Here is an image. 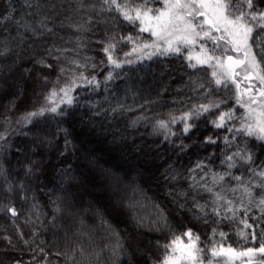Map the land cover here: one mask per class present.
Here are the masks:
<instances>
[{"label":"trees","instance_id":"obj_1","mask_svg":"<svg viewBox=\"0 0 264 264\" xmlns=\"http://www.w3.org/2000/svg\"><path fill=\"white\" fill-rule=\"evenodd\" d=\"M85 2L95 10L78 9L76 0H0V264H160L173 254L165 246L176 237L188 242L189 229L199 236L203 264H248L247 256L231 261L227 252L213 257L211 249L222 245L238 254L264 244L262 189L252 187L251 203L243 191L261 183L249 169H264V140L246 135L261 104L243 96L249 112L237 104L234 84L215 85L212 67H189L196 63L187 59L189 48L151 52L155 47L142 45L155 37L141 33L139 22L114 10L97 15L102 0ZM233 3L237 14L264 12V0H253L252 9L245 0ZM149 6L162 5L149 0ZM79 24L88 30H77ZM128 36L132 42L122 39ZM253 36L259 42L264 30ZM106 42L116 44L120 68L108 63ZM236 79L243 92L248 81ZM61 89H69L72 104L62 102L68 97ZM52 91L57 95L49 100ZM53 106L56 113L25 119ZM222 112L232 118L216 128ZM185 113H192L188 133ZM236 152L253 160L235 157L236 167L228 168L225 157ZM225 173L231 175L214 183ZM100 182L107 188L96 192ZM229 207L238 209L235 215ZM245 218L252 228L241 223Z\"/></svg>","mask_w":264,"mask_h":264},{"label":"snow or ice","instance_id":"obj_2","mask_svg":"<svg viewBox=\"0 0 264 264\" xmlns=\"http://www.w3.org/2000/svg\"><path fill=\"white\" fill-rule=\"evenodd\" d=\"M162 7H151L149 6V0H143L142 3L132 6L129 0H102V6L97 11V15L100 12H111L115 11L119 13L120 17L124 21L135 24L139 22V31L141 33H150L151 36L156 37L151 44L144 43L143 48L155 47L160 54L167 55L169 53H179L180 47L178 45L183 44L185 46H194L198 41H205V43L200 44V54L195 57L196 63L189 64V67L195 69L197 66L207 65L213 67L211 73L215 85L217 87L223 86L227 88V81H230L235 85L237 90V104L242 107H248V111L251 112L250 106H246L242 103V97L248 96L251 104L260 103L264 105V52L256 53L253 50V41L256 47L264 49V39L256 42L253 33L256 28L264 30V12H244L241 11L238 14L235 11V5L233 0H158ZM79 8H88L90 10H95V5L91 3H86L85 0H76ZM248 9L253 8V0H245ZM55 7V4H53ZM115 19V17H113ZM91 22V17L88 23ZM77 30L83 29L87 31L85 24L75 25ZM50 31V29H49ZM259 33H257V36ZM114 39V37H113ZM122 39L132 42L133 37H123ZM164 39L166 47L163 48L162 52L160 46L157 43L158 40ZM208 42L211 43L212 47L208 46ZM116 49V44L111 42H106L103 47V52L107 56V61L109 64L113 65L115 68L121 67V62L114 58L113 52ZM138 48H133V52L138 51ZM219 51V54L217 52ZM228 52H235L236 57L228 55ZM132 53H125L126 56ZM155 54L151 53L150 55ZM258 56L260 57L258 59ZM187 59L192 60L193 57L189 55ZM214 62V63H213ZM36 63L44 65L43 60H39ZM51 67V65H47ZM217 69L219 71H217ZM240 71H237V70ZM243 72V80L248 81V86L241 92V83L237 81L236 77L241 76ZM112 75L109 73L107 79H111ZM254 81L256 83H254ZM89 84L95 83V78L88 81ZM199 87H204V85H198ZM64 92V96L68 97L66 102L69 105L72 104V98L69 96V89H61ZM57 95L56 91H52L48 97L51 100L52 97ZM204 112L210 110L208 105L200 106ZM219 107V105H215ZM56 113L57 107L53 106L50 108H41L38 112L28 113L25 117L27 122H31L33 118L38 116H43L45 112ZM192 113H185L181 119L185 121L184 123V133H188L193 127L192 124L187 121L190 119ZM264 116V112H261ZM231 119V112H222L219 114L216 121H213L216 128H222L225 125V119ZM161 127H166V125L161 122ZM246 135L253 136L256 135L257 139L264 140V121H258L256 127L254 128L251 124L246 126ZM231 131V129H229ZM237 131H244V128L238 129ZM3 137H0L2 139ZM226 142H227V138ZM211 143L215 141L209 138ZM235 157H239L244 163H250L253 160L251 155H241L240 152H236L231 156H226L225 160L228 161V168L236 167L233 162ZM224 161H222L223 163ZM199 167V165H197ZM253 171V174L261 178V183L252 186H244L243 191L249 197V202H252V187H257L262 189L257 195L260 197L257 207H261L264 210V169L260 171ZM225 175H231L230 173H225L224 175H218L214 177V183L223 181ZM174 178V177H173ZM235 180L240 181V176L233 177ZM117 179V183L119 179ZM208 192H212V188L206 189ZM236 191L235 188L231 189ZM217 201L223 200L224 197L219 193L215 194ZM231 205V201H227ZM194 207L198 211L203 212L204 206L195 203ZM238 210V209H236ZM232 207H229L227 211H235ZM12 214L15 215V210L10 209ZM214 213L219 215L216 208L212 210ZM241 223L245 228H252L253 225L248 223L245 218L241 220ZM184 237H187L188 243L185 244L181 237H176L171 245H166V248H170L172 252H175L176 245H182L181 257L187 260L189 264H203L201 260V253L203 249L199 248L198 241L199 236L194 235L191 229L186 231ZM223 237L224 233H220ZM244 236V233H240ZM253 241H255V234L252 235ZM229 253L239 256L249 257L248 264H253V258L259 256L261 258L262 264H264V244H261L259 248H248L244 252L235 253L232 248H227L226 250L221 245L219 252L215 247L211 249V254L213 257L221 255L223 253ZM160 264H176V258L172 255L165 256ZM211 264V262H209Z\"/></svg>","mask_w":264,"mask_h":264},{"label":"rangeland","instance_id":"obj_3","mask_svg":"<svg viewBox=\"0 0 264 264\" xmlns=\"http://www.w3.org/2000/svg\"><path fill=\"white\" fill-rule=\"evenodd\" d=\"M162 7V6H161ZM155 40H156V37H155ZM157 43L159 44V46H160V50L162 51L163 50V48L164 47H166L167 45H166V43H165V40L164 39H161V40H158L157 41ZM202 43H205V42H202V41H198L197 42V44L196 45H194V46H186L187 48H189V52H188V55H191L192 57H193V59L195 60V57L197 56V55H199L200 54V44H202ZM179 47L181 46H185V45H183V44H180V45H178ZM209 47H212L210 44H209ZM150 50V49H149ZM148 50V51H149ZM147 51V52H148ZM153 51H155V52H157V49L155 48V49H152L151 50V52H153ZM217 54H219V51L217 52ZM228 55L230 54L229 52L227 53ZM232 54H233V52H232ZM232 54H230V55H232ZM232 56H234V57H236V55H232ZM195 62H196V60H195ZM214 63V62H213ZM213 68V67H212ZM212 70H214V69H212ZM239 70V69H238ZM217 71H219L218 69H217ZM240 71V70H239ZM241 76L243 77V72H241ZM259 105V104H258ZM263 109H264V105H262L261 104V107L260 108H258L257 109V112H256V123H258V121H261L262 119V115H261V112H263ZM103 183V182H102ZM102 183L100 182V184L97 186V187H95L96 188V192H100V191H102V188L101 187H103V190H104V188H107V186L106 185H102ZM101 189V190H100ZM89 190V189H88ZM112 204H113V206H119V202H118V200H112V202H111ZM189 242V241H188ZM188 242H184L185 244H187ZM181 248H182V245H176L175 246V252H173V254H172V256H174V258H176V264H189V262L187 261V260H184V259H182V258H180L181 257ZM227 255H228V257H229V259H231V261H234L233 259H234V257H236L237 255H233V254H229V253H226ZM230 256H231V258H230Z\"/></svg>","mask_w":264,"mask_h":264}]
</instances>
